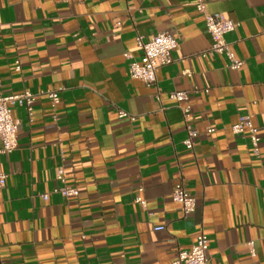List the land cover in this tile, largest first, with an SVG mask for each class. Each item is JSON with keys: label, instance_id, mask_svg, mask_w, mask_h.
I'll return each instance as SVG.
<instances>
[{"label": "crops", "instance_id": "obj_1", "mask_svg": "<svg viewBox=\"0 0 264 264\" xmlns=\"http://www.w3.org/2000/svg\"><path fill=\"white\" fill-rule=\"evenodd\" d=\"M195 1L0 0V94L60 97L39 95L32 116L11 106L18 146L0 156L1 264H171L201 232L210 264H264V0H204L239 23L226 37L240 69L210 53ZM163 31L179 45L147 86L129 73L143 54L137 36ZM175 90L188 91L200 131L193 150ZM245 115L258 152L231 128ZM60 167L78 196L52 193ZM181 178L196 200L188 215L172 198Z\"/></svg>", "mask_w": 264, "mask_h": 264}, {"label": "built area", "instance_id": "obj_2", "mask_svg": "<svg viewBox=\"0 0 264 264\" xmlns=\"http://www.w3.org/2000/svg\"><path fill=\"white\" fill-rule=\"evenodd\" d=\"M194 5L198 12L202 13L205 18L207 31L213 38L210 53L225 54L229 59V67L232 69H240L243 66V60L236 57L231 43L227 40V34L233 32L239 23L233 19L227 18L222 14H213L207 10L204 0H196ZM137 43L143 50L140 60H133L129 64L130 76L134 79L143 81L147 86H155L158 82L157 70L163 65L172 62V52L179 45V37L169 31L159 32L146 38L143 35L137 36ZM16 69H20L18 63ZM39 95H47L53 102L57 104L60 101L59 93L56 90L41 91L33 93L25 91L20 94L3 96L0 94V156L13 152L18 146V125L19 122L14 118L11 106L19 104L25 106L29 115H33V105ZM170 98L176 101L178 107L183 113L184 122L187 128V137L183 141L185 147L193 150L196 139L200 135V131L192 124L191 106L187 102L189 99L188 91L175 90L170 92ZM124 111L120 112V116H126ZM233 132L247 135L256 152L259 151L261 137L259 130L255 126L250 116H241L240 120L231 126ZM215 131V128L208 127L207 133ZM56 178L62 185L54 188L52 193H59L66 198H72L79 195L77 187L69 186L65 183V170L63 167L58 168ZM7 174L0 170V188L6 185ZM142 187L139 191H142ZM51 193L41 194L42 198L48 200ZM174 201L181 204L185 215L192 213L196 208L195 198L188 192L183 178L179 179L172 191ZM136 200L145 205L146 201L138 195ZM162 226L156 227L161 229ZM253 245V242L250 243ZM209 238L201 232L190 250H179L177 257L171 264H210L208 255ZM1 264V263H0Z\"/></svg>", "mask_w": 264, "mask_h": 264}]
</instances>
